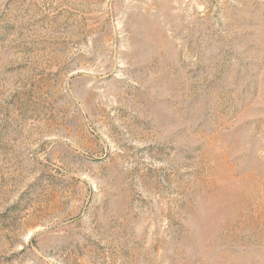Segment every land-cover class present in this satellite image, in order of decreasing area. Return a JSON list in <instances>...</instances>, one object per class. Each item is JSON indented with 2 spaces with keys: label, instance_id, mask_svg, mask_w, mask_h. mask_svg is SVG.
I'll return each instance as SVG.
<instances>
[{
  "label": "rangeland",
  "instance_id": "374dc122",
  "mask_svg": "<svg viewBox=\"0 0 264 264\" xmlns=\"http://www.w3.org/2000/svg\"><path fill=\"white\" fill-rule=\"evenodd\" d=\"M0 264H264V0H0Z\"/></svg>",
  "mask_w": 264,
  "mask_h": 264
}]
</instances>
